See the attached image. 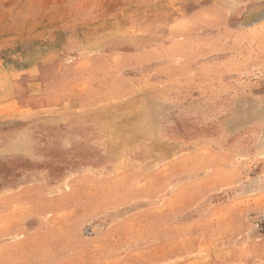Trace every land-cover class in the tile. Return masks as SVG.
<instances>
[{"label":"rangeland","instance_id":"1","mask_svg":"<svg viewBox=\"0 0 264 264\" xmlns=\"http://www.w3.org/2000/svg\"><path fill=\"white\" fill-rule=\"evenodd\" d=\"M0 28L36 78L0 96V264L110 222L134 244L99 264H264V0H0Z\"/></svg>","mask_w":264,"mask_h":264},{"label":"crops","instance_id":"2","mask_svg":"<svg viewBox=\"0 0 264 264\" xmlns=\"http://www.w3.org/2000/svg\"><path fill=\"white\" fill-rule=\"evenodd\" d=\"M12 34H5V30L0 28V96L3 94V85H6L13 80H36L35 73L29 75L30 69L33 67L32 64L26 67H19L16 62L18 43L15 38L18 36L14 32ZM19 37V36H18ZM29 47H35L28 41L26 43ZM41 43H38L40 46ZM27 69V70H26ZM28 71V72H27ZM45 80V78H43ZM4 148V143H1V147ZM29 145L27 149H30ZM185 222V221H184ZM190 223L191 221H187ZM119 222H110L107 225H98L96 223L91 224L86 228V234L88 240L83 237H79L76 240H69L60 238L59 240H50L49 247H46L44 252L46 253L47 259L45 261L48 264H55L57 260L62 261L59 264H70L74 262L75 264H99L94 261L99 258L100 253H108L112 257H115V247L119 245H132L134 242L127 240H120L116 236H111L110 230L115 228H120ZM87 246L94 247H85ZM47 245V246H48ZM107 251L104 252V249ZM48 251V252H46ZM119 255H122L120 250H117ZM128 257H131L129 255Z\"/></svg>","mask_w":264,"mask_h":264}]
</instances>
